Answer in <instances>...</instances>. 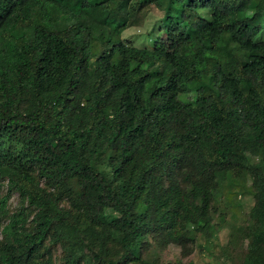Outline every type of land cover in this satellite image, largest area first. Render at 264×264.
Masks as SVG:
<instances>
[{
  "label": "trees",
  "instance_id": "1",
  "mask_svg": "<svg viewBox=\"0 0 264 264\" xmlns=\"http://www.w3.org/2000/svg\"><path fill=\"white\" fill-rule=\"evenodd\" d=\"M149 1L136 47L119 34L141 0H0V216L26 204L0 264H50L45 242L61 264H148L147 236L211 239L232 190L252 200L240 264H264V0Z\"/></svg>",
  "mask_w": 264,
  "mask_h": 264
},
{
  "label": "rangeland",
  "instance_id": "2",
  "mask_svg": "<svg viewBox=\"0 0 264 264\" xmlns=\"http://www.w3.org/2000/svg\"><path fill=\"white\" fill-rule=\"evenodd\" d=\"M141 6L137 11V25L126 28L119 34L121 39L131 42L133 46H147L149 43L146 37L150 38L157 28V22L161 17V11L157 9L149 0H141ZM93 37H97V30L92 29ZM150 34V35H149ZM5 181H2L0 188V196L5 194ZM232 190L227 194V198L218 197L217 202L210 203V222L215 223L219 219V212L222 214L223 221L221 227L212 234L211 239L209 232L205 236L197 235L195 242L185 247H178L169 243L162 238L152 240L147 236L140 243L138 258L145 263L151 264H240L242 254L244 252L245 238H240L238 228L247 225V211L252 205L249 196L239 195ZM222 195L225 193L222 191ZM228 205L224 206V203ZM15 193H10L3 208L4 214L0 216V227L7 222L10 214L15 213L19 208L25 207ZM225 207L227 209H225ZM230 210L232 213L228 212ZM26 210L29 221L31 213ZM100 221L104 219L100 217ZM1 238V236H0ZM44 244V256L49 254L50 264H61L63 253L57 245Z\"/></svg>",
  "mask_w": 264,
  "mask_h": 264
}]
</instances>
